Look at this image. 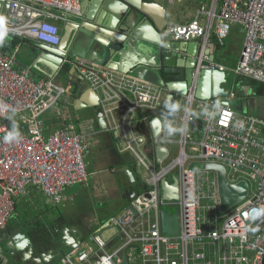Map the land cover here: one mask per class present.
I'll list each match as a JSON object with an SVG mask.
<instances>
[{
    "label": "built area",
    "instance_id": "2783aa9c",
    "mask_svg": "<svg viewBox=\"0 0 264 264\" xmlns=\"http://www.w3.org/2000/svg\"><path fill=\"white\" fill-rule=\"evenodd\" d=\"M2 1L9 3L3 29L21 43L56 47L62 41L59 21L82 15L81 0ZM234 24L242 26L245 39L232 72L264 83V0L202 3L190 21L171 22L166 33L176 41H199L196 73L225 71L208 50L213 34L224 44ZM18 51L0 49V105L8 106L0 109V228L29 187L59 207L69 186L90 178L92 146L70 111L69 88L18 66ZM66 62L97 93L120 153L135 160L143 190L99 231L70 246L57 264H264V119L237 112L227 99H198L196 76L186 94L176 95L179 107L173 111L159 83L83 57ZM52 108L59 125L48 130L44 116ZM153 118L161 121L156 135ZM169 125L178 130L170 135ZM14 130L19 138L5 142ZM195 163L206 167L196 169ZM214 165L225 168L228 184L247 187L246 196L225 211ZM164 181L177 184V198H166ZM173 204L180 208L177 234L165 226L164 206ZM112 227L117 231L104 239L101 233Z\"/></svg>",
    "mask_w": 264,
    "mask_h": 264
},
{
    "label": "crops",
    "instance_id": "0c3cea01",
    "mask_svg": "<svg viewBox=\"0 0 264 264\" xmlns=\"http://www.w3.org/2000/svg\"><path fill=\"white\" fill-rule=\"evenodd\" d=\"M104 1L110 9L112 6L111 13L107 15L109 18H115V15L125 7V4L119 0H81L82 15L78 16V20L69 18L62 26L60 25L62 35H64L65 29L71 30L77 22L85 21V13H92L95 4H102ZM127 1L139 7L143 3H148L151 13H161L163 26L167 23L161 33H164L167 39H171L166 33L169 23L190 21L199 6L211 0ZM111 23L115 24L114 21ZM89 25L91 26V24ZM151 30L157 35L159 34L156 29L151 28ZM15 39L12 35L5 33L2 42H0V49L13 53L19 46V51L16 52L18 66L31 67L37 79L45 77L64 82V85L69 88L67 97L71 103L70 111L75 122L87 134L92 146L91 154L87 158L90 172L88 184L69 186L65 191L63 204L52 208L48 206L41 192L34 187H29L27 193L18 200L15 213L7 226L0 228V264H57L70 246L83 240L87 235L99 231L111 216L123 211L130 200L129 191L133 186L131 184H137V180L136 182L130 181L134 179V174L136 176L135 160L129 153H120L118 137L114 131L109 129V122L107 127H103L104 124L99 122L96 110L91 106V103L94 102V94L92 92L90 94L88 91L78 96L79 81L75 76L74 68L70 64H64L65 61L63 62V59L54 54L42 55L39 47H44V44L29 41L15 43ZM244 39V30L239 24L232 26L230 35L224 44H221L213 34L210 42V56H214L217 64L234 68L241 57ZM24 45L25 47L32 46L33 51H40L29 64L26 63V57L24 60H20L18 57V53ZM86 45L85 42V48ZM107 45L102 49L98 48L94 56L100 58L103 53L107 54L105 62L89 61L117 69L118 67L112 65L113 56H110V50L114 45L112 43ZM135 56L137 58L140 56L147 62H153L151 53L145 49L137 48ZM224 72L227 74V80L221 82L220 86L224 91L219 94L217 99H227L230 106L237 112L251 113L264 119V83L234 74L235 78L228 91L226 85L229 83L231 72L228 73V69ZM166 74L169 77H175L171 80H179L182 79L184 72L178 70ZM231 93L235 95L231 97ZM45 120L48 130L56 129L59 125L56 115ZM126 166H129V170L124 171ZM70 187L76 189L71 192L69 191ZM53 211L58 212L55 218L49 221L41 220L42 217L50 219L48 215H52Z\"/></svg>",
    "mask_w": 264,
    "mask_h": 264
},
{
    "label": "water",
    "instance_id": "95a60500",
    "mask_svg": "<svg viewBox=\"0 0 264 264\" xmlns=\"http://www.w3.org/2000/svg\"><path fill=\"white\" fill-rule=\"evenodd\" d=\"M119 1L125 4V7L118 12L119 14L115 15V18L107 16L111 13L112 6L111 9L107 7L105 1L102 4H95L92 13H85V21L77 22L71 30L65 29V33L62 35V44L56 47L47 45L39 47L42 55L54 54L63 59V62L73 60L77 56L85 57L90 61L105 62L107 54L103 53L100 58L94 56L98 48L102 49L108 46V43H112L114 45L113 49L110 50V56H113L112 65L118 67L117 69L122 72H133L140 78L164 86L166 88L165 99L168 104H174L176 95L187 93L188 87L192 84L195 76L197 77L196 97L198 99L217 98L224 91L220 84L227 80L226 72L217 68H201L196 73L199 66V41L185 42L167 39L164 33H161L167 24L163 26L161 13H151L148 3H143L139 7L127 0ZM8 10L9 3L0 0V17L4 21ZM113 21L115 24L111 23ZM151 28L156 29L159 34L157 35ZM85 42L87 44L86 48ZM137 48L145 49L151 53L153 62H147L140 56L137 58L135 56ZM209 50L208 55L210 56ZM209 59L215 61L213 55ZM178 70L184 72L182 79L166 80L163 76V72L173 73ZM75 76L79 81L78 96L88 91L90 94L91 92L94 94V102L91 103V106L95 108L99 122L104 124L103 127H107V118L103 113L97 93L76 70ZM211 83H213V86H211ZM226 103L229 104V101L226 100ZM153 120L159 119L153 118ZM153 120L151 121V127L156 135L160 131L161 121L159 120V127H154ZM156 148L160 156L164 155L165 149L163 147L158 146ZM213 167L218 169L220 174L221 210L225 211L246 196L247 187L243 183L228 184L224 176L225 168L221 165H214ZM125 170H129V166H126ZM136 180L137 177L134 174V179L130 181L136 182ZM163 183L169 189L165 194L166 198H177V184L169 185L167 181ZM139 186L132 189L129 199L139 192ZM43 238L44 236L41 241Z\"/></svg>",
    "mask_w": 264,
    "mask_h": 264
},
{
    "label": "rangeland",
    "instance_id": "374dc122",
    "mask_svg": "<svg viewBox=\"0 0 264 264\" xmlns=\"http://www.w3.org/2000/svg\"><path fill=\"white\" fill-rule=\"evenodd\" d=\"M70 19H74V20H78L79 17L78 16H75V15H72L70 16ZM64 22L63 21H59V25L62 26ZM6 34H9L7 32H5ZM11 35V34H10ZM52 47V46H50ZM13 52V51H12ZM40 51L39 50H35L33 51V47L32 46H26L24 45V47L22 48V50L18 53V57L20 60H24V58L26 57V63L29 64L31 61H33L34 59V56L39 54ZM67 60H65V63ZM231 72V73H230ZM228 73H230V76H229V83L226 85L227 87V90L229 91L231 89V82L234 80L235 78V75L234 73L232 72V68H228ZM58 84H62L64 85V82H58L56 81ZM76 112V111H74ZM89 112V110H88ZM56 115V110L54 108H52L51 110L48 111V113H46V115L44 116L45 119H50V117H54ZM78 125V124H77ZM171 147L173 145H170ZM194 168L196 169H199V168H203V167H206V164H198V163H195L193 165ZM136 173H137V177L139 179V181H137V184L136 186L140 185L139 186V191L143 190V187L141 186V175L139 173V169L136 170ZM214 178V177H212ZM134 184V183H133ZM71 188V187H70ZM76 188L72 187L71 189H69V191H74ZM50 207V205H48ZM61 206V205H60ZM52 208V207H51ZM164 210L166 212V220H165V226H166V229L168 230V233L170 234H177L178 233V225H179V213H180V208L178 205L176 204H173V205H165L164 206ZM58 212L56 211H53L52 215H48V217L50 219H46L44 217H42V221H49V220H52V218H55L56 217V214ZM117 231V228L116 227H112L110 229H107L105 231H103L101 233V236L104 238V239H107L111 234H113L114 232ZM60 260V259H59ZM59 262V261H58ZM57 262V263H58Z\"/></svg>",
    "mask_w": 264,
    "mask_h": 264
},
{
    "label": "clouds",
    "instance_id": "9594fccd",
    "mask_svg": "<svg viewBox=\"0 0 264 264\" xmlns=\"http://www.w3.org/2000/svg\"><path fill=\"white\" fill-rule=\"evenodd\" d=\"M3 25H4V20L2 17H0V42H2L4 35H5V30L3 29ZM168 107H170L173 111H175L179 105L178 104H168ZM0 109L7 111L8 106L7 105H0ZM13 112H15V110L13 109ZM153 126L154 127H159L160 126V121L159 120H153ZM178 129H176L175 127H172L171 125H169V134H173L177 131ZM19 138V132L17 131H13L10 132L9 134H7L4 137L5 142H10L12 140L18 139ZM258 214V213H257Z\"/></svg>",
    "mask_w": 264,
    "mask_h": 264
},
{
    "label": "trees",
    "instance_id": "16d2710c",
    "mask_svg": "<svg viewBox=\"0 0 264 264\" xmlns=\"http://www.w3.org/2000/svg\"><path fill=\"white\" fill-rule=\"evenodd\" d=\"M14 41H15V43H16V42H17V43H18V42L21 43L19 39H15ZM163 76H164V78H165L166 80H171V78H173V79L175 78L174 76H173V77H169V75H167L165 72H163ZM140 127H141V126H140ZM148 150H149V149H148Z\"/></svg>",
    "mask_w": 264,
    "mask_h": 264
},
{
    "label": "flooded vegetation",
    "instance_id": "af4514ba",
    "mask_svg": "<svg viewBox=\"0 0 264 264\" xmlns=\"http://www.w3.org/2000/svg\"><path fill=\"white\" fill-rule=\"evenodd\" d=\"M128 183V182H127ZM127 183L125 184L126 186H127ZM135 184V183H134ZM134 184H131V185H133V186H131V189H130V193L132 192V189L136 186V184L134 185Z\"/></svg>",
    "mask_w": 264,
    "mask_h": 264
}]
</instances>
